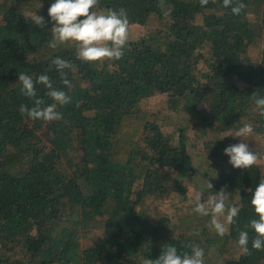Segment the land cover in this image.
<instances>
[{"label": "trees", "instance_id": "1", "mask_svg": "<svg viewBox=\"0 0 264 264\" xmlns=\"http://www.w3.org/2000/svg\"><path fill=\"white\" fill-rule=\"evenodd\" d=\"M52 3L0 0V264H143L169 245L191 253L190 244L204 257L217 245L220 264H264L246 227L258 219L250 200L264 162L235 168L223 152L240 125L264 135L252 98L264 97V0H233L245 6L239 15L222 0H99L94 11L124 8L129 24L159 21L128 40L123 58L99 62L79 59L74 42L49 47ZM37 14L44 27L31 20ZM256 38L263 47L253 57ZM56 57L73 65L64 69L71 88ZM20 72L47 74L71 97L57 104L62 119L20 113L34 106ZM35 87L43 106L55 103ZM156 95L167 104L149 105ZM181 108L192 123L175 120ZM211 131L228 133L212 139ZM195 174L240 210L223 237L194 211L186 177ZM241 230L250 255L238 245Z\"/></svg>", "mask_w": 264, "mask_h": 264}, {"label": "clouds", "instance_id": "2", "mask_svg": "<svg viewBox=\"0 0 264 264\" xmlns=\"http://www.w3.org/2000/svg\"><path fill=\"white\" fill-rule=\"evenodd\" d=\"M162 2V0H161ZM215 3V0H212ZM225 8L231 7L234 15H239L243 8L242 4L232 6L233 0H222ZM209 0H200L201 6H206ZM99 4V0H54L48 8V15L53 22V40L49 47L56 48L61 44L74 42L77 47V57L85 62H99L104 60H119L124 56V49L129 40V19L126 9H107L105 11H94ZM33 23L44 27L45 19L41 15L31 17ZM52 64L60 72L62 82L72 87L66 78L64 69H71L73 65L70 61L56 57ZM22 88L21 92L33 99L34 106L20 105V113L27 114L29 118L45 121H56L63 118V114L57 111V104L63 106L71 102V97L62 90L53 87L52 80L47 74H40L35 80L31 75L24 72L18 74ZM43 84L49 89L47 95L55 103L43 106L45 101L37 98L35 85ZM256 105V110L261 117H264V97L258 96L256 92L252 94ZM254 131L252 124L245 123L236 132V137H241V142L230 144L223 149L229 159V163L240 169H248L257 163L256 152L250 149L249 144L244 142ZM209 187L212 188L209 182ZM202 193L195 197L194 211L201 216H210V226L216 233L223 237L228 232L227 225L235 223V218L239 214V208L226 204L230 194L224 189L216 192V195L202 199ZM250 204L253 206L258 219L249 222L250 227L255 232V238L251 241V247L255 250H264V179H261L255 188ZM249 233L241 230L238 237V245L242 252L250 255ZM191 253L178 254L175 246L165 247L158 258L143 259V264H204V250L198 245H187Z\"/></svg>", "mask_w": 264, "mask_h": 264}, {"label": "rangeland", "instance_id": "3", "mask_svg": "<svg viewBox=\"0 0 264 264\" xmlns=\"http://www.w3.org/2000/svg\"><path fill=\"white\" fill-rule=\"evenodd\" d=\"M100 12V10H95ZM254 20H259L261 18L260 15H252L251 16ZM159 21L157 19H154L151 17L149 21L146 24H138V23H131L129 24V40L130 39H136L139 38L140 36L144 35L147 33V31L153 27L155 28L158 25ZM262 43L259 38H256L253 42V45L251 46V55L253 57H258L260 55V51L262 49ZM165 95H156L153 96L149 101L148 104L151 106H156V104L159 105H166L167 102L164 101ZM158 107V106H156ZM180 108V107H178ZM174 118L176 121L183 122L185 125L189 124V122H193L194 117L190 116L187 112V110H183L181 108V111L179 113H174ZM243 125L238 126L237 129H232L229 130L228 132H233L234 136L236 137V132L240 127ZM228 132H215L211 131L209 136L214 139L217 138L218 136H224ZM232 135V134H231ZM242 138L241 137H236L235 143L241 142ZM244 142L249 144V147L251 150L256 152L258 156L257 163H263L264 162V135L253 131L252 134H250L247 137V140ZM234 143V144H235ZM187 182L189 183V188L187 194L192 197H196L197 194L202 193V198L206 199L207 197L213 196L214 194L209 192V189L207 186L209 184V180L205 181L204 177H201L199 174H195L194 176L186 177ZM207 186V187H206ZM218 246H214L209 253L207 254L206 257H204V264H220L221 263V257L220 254L218 253Z\"/></svg>", "mask_w": 264, "mask_h": 264}]
</instances>
